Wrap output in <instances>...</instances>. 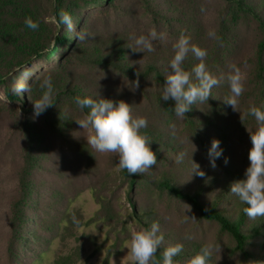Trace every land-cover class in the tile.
<instances>
[{
    "label": "rangeland",
    "instance_id": "obj_1",
    "mask_svg": "<svg viewBox=\"0 0 264 264\" xmlns=\"http://www.w3.org/2000/svg\"><path fill=\"white\" fill-rule=\"evenodd\" d=\"M129 1H121L112 14L104 6H90L80 13L79 1L71 0L70 16L80 18L81 26L78 29L71 23V30L65 26L61 29L70 31L77 44L91 48L100 42L101 35L114 30L116 16L123 18L126 26H129L125 17L128 12L133 14V20L139 21L138 1ZM79 32L90 35L78 41ZM239 32L250 47H255L258 32L253 24L240 25ZM70 44V39L64 44L67 53L62 58L58 49L48 55L51 42L19 68L15 79L0 80V264H102L107 254L108 264H132L125 246L130 230L147 226L140 221L138 212L148 214V225L159 224L164 237L158 247L160 254L170 243L183 244L181 253L173 257L174 264H187L202 245L210 242L219 245L210 264H264V237L253 241L254 245L248 249L253 255L244 259L235 249L231 234L217 222L200 217L187 202L154 188L149 182L152 177L171 175L177 182L193 188L201 183L200 178L191 174L193 161L214 183H230L242 177L249 163L248 131L255 123L246 114L247 109L252 104L263 105L255 99L256 88L243 89L236 110L227 106L219 128L202 129L204 138L219 139L223 150L220 165L212 169L192 134L195 126L191 128V121L203 124L201 121L211 116L204 104L197 103L192 107V115L178 118L173 111L156 108L137 85L130 90V81L115 73L99 71L78 55H71ZM243 51V56L232 57L236 58L234 65L245 74L250 51L247 46ZM232 60L229 57L228 69ZM45 75L52 77L53 104L33 119V101L41 94L39 84ZM243 77L246 84L247 76ZM25 84L32 99L26 97V90L16 91L21 86L25 88ZM74 87L79 90H73ZM96 92L101 96L108 92L124 93L123 101L129 105L131 114L147 119L152 135L157 138V162L145 171L147 175L138 176L143 181L135 178L131 182L130 176L118 166L117 153L97 152L86 143L90 129L80 128L76 121L83 119L86 110L75 105L74 97L95 96ZM14 94L19 100L11 97ZM166 142L173 144V156ZM181 152L184 158L177 163L176 157ZM23 172L31 196L24 209V241L19 243L10 240L9 207L17 195L18 179ZM232 197L220 203L229 216L235 215L237 206ZM186 236L191 238L185 239Z\"/></svg>",
    "mask_w": 264,
    "mask_h": 264
},
{
    "label": "trees",
    "instance_id": "obj_2",
    "mask_svg": "<svg viewBox=\"0 0 264 264\" xmlns=\"http://www.w3.org/2000/svg\"><path fill=\"white\" fill-rule=\"evenodd\" d=\"M70 1L0 0V80L15 79L19 68L28 64L33 56L39 55L46 47L48 48L51 42L53 45L48 55L58 49L62 58H65L67 50L64 44L70 39L71 55H78L79 59L99 71L115 73L130 82L136 81L138 90L156 108L162 107L172 112L173 101H164L160 99V95L164 75L170 71L168 62L173 55L172 45L183 33L190 37L191 43L207 51L205 63L217 78L228 72L226 64L229 57L233 59L232 65H234L236 58L243 56L244 46H247L250 53L247 56L246 73L243 75L247 76L248 82L246 84L243 82V89L256 88L255 99L264 105V0H173L167 3L163 0H137L141 11L139 21L133 20V14L128 12L125 17L129 26H126L123 18L116 16L114 30L101 35L100 42L91 48L77 44L70 31L61 29L64 25L59 22V13L64 11L70 15ZM78 1L80 13L90 6H104L112 14L118 9L121 1L131 2L129 0ZM26 17L38 24L36 30L29 29L25 25ZM80 22V18H71V23H75L78 29L81 26ZM242 24L247 26L253 24L257 30L255 47H250L239 32ZM152 28H155L162 37L152 41L154 49L152 52H134L127 46L132 43L131 36L147 34ZM209 31H213L219 37V43L215 37L208 35ZM234 54L236 58L232 57ZM195 62L189 53L183 66L187 70ZM25 89L26 97L32 99L26 84ZM72 89L79 90L77 87ZM226 95L228 88L226 82L222 81L211 89L205 102H197L204 104L211 113V116L201 121L203 124L191 121V128L195 126L192 128V134L196 144L205 155L211 140L204 138L202 129L209 126L210 129L219 128V122L227 109V105L222 100ZM124 96V93L116 95L113 92L102 95L113 101H123ZM11 97L19 100L17 94ZM195 105H191L185 114L192 115V107ZM200 125H202L201 129L197 130ZM148 126L149 124L140 131L151 140L150 148L155 154L157 138L152 135ZM166 145L169 147L170 155L173 156V144L166 142ZM215 163L220 165V158L216 159ZM125 174L129 175L126 170ZM139 175L144 176L147 173L129 175L131 182L133 179L135 181V178L143 181L138 177ZM196 178H200L201 183L195 184L193 188L186 186V183L177 182L171 175L152 177L149 178V182L154 188L164 190L175 199L187 202L200 217L217 222L224 231L231 234L235 241V249L244 259H249L253 254L248 249L254 245L253 241L264 237V217L256 219L246 217L242 211L245 205L228 191L229 182L214 183V179L209 176L208 178L196 176ZM30 196L31 188L23 172L18 179L17 195L12 199L9 207L12 242L24 241L26 225L24 209L29 203ZM231 196L237 202V206L234 208L235 215L229 216L228 211L220 207V203L228 202V197ZM138 216L140 221L148 226V214L138 212ZM161 259L162 256L157 249L154 261ZM108 261L109 254L105 256L102 264H108Z\"/></svg>",
    "mask_w": 264,
    "mask_h": 264
},
{
    "label": "clouds",
    "instance_id": "obj_3",
    "mask_svg": "<svg viewBox=\"0 0 264 264\" xmlns=\"http://www.w3.org/2000/svg\"><path fill=\"white\" fill-rule=\"evenodd\" d=\"M59 22L72 29L71 17L64 11L59 13ZM25 25L32 30L38 24L26 17ZM87 32L76 33L78 41L87 39ZM210 37H219L209 31ZM161 35L152 28L147 34L133 35L131 44L127 46L134 52H152L153 40L161 39ZM173 55L168 62L170 71L164 75L160 99L171 100L172 111L178 118H183L191 105L205 102L214 86L222 81L226 82L228 95L223 102L236 110L238 98L243 92V74L239 67L230 65L226 74L217 78L208 69L205 58L207 51L191 43L190 37L181 33L172 45ZM191 53L195 59L190 69L183 66L186 57ZM40 96L33 101V119L41 115L45 109L52 105L53 82L51 75H45L40 81ZM130 90L136 87V81L129 85ZM26 90L23 86L16 89ZM74 103L80 110H86L83 119L76 120L80 128L90 129L86 143L97 152H111L118 154V166L126 170L129 175L143 173L156 164V156L150 148V141L141 133L148 125L143 116H133L130 107L122 100L113 101L104 98L96 92L95 96L84 95L74 97ZM247 115L254 118V128L249 132L250 147L248 149V165L240 178L229 183L228 191L245 205L243 213L249 219L264 217V105H249ZM194 150V146H193ZM192 150V151H193ZM223 150L220 141L212 138L206 150L209 167L215 169L216 159L220 158ZM184 153L176 157L177 163L182 162ZM227 163V158H224ZM204 177L205 172L199 164L193 161L191 174ZM186 236L185 239H190ZM164 240L160 233L159 224L152 222L148 226H141L130 230L127 244V253H130L132 264H174L173 257L183 250L182 243H170L164 247L161 261H154V254ZM219 250V245L214 242L202 245L197 253L188 259L187 264H210V258Z\"/></svg>",
    "mask_w": 264,
    "mask_h": 264
}]
</instances>
